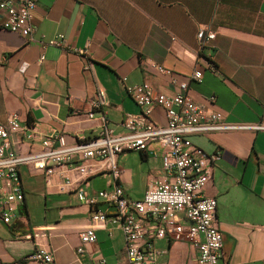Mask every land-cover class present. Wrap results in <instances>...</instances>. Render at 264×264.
I'll return each mask as SVG.
<instances>
[{
  "label": "crops",
  "instance_id": "1",
  "mask_svg": "<svg viewBox=\"0 0 264 264\" xmlns=\"http://www.w3.org/2000/svg\"><path fill=\"white\" fill-rule=\"evenodd\" d=\"M32 23V39L0 25V120L18 114L36 132L34 142L21 143L22 152L39 148L43 135H64L68 144L95 137L102 113L109 128L123 132L127 115L140 111L127 84L147 83L155 93L172 96L179 91L174 78L195 70L203 79L192 81L187 94L204 114L220 113L226 123L264 125V0H38ZM201 28L216 32L203 50L197 38ZM59 34L65 36L63 46L45 44ZM208 61L217 71L207 68ZM99 88L106 103L89 118ZM151 118L160 125L168 121L161 106ZM190 139L219 155L204 194L218 200L220 264H264V129L209 131ZM135 151L140 154L135 166L122 167L118 183L128 196L142 199L163 169L160 156ZM19 171L25 201L11 223L0 219V264H38L28 256L39 247L54 252L55 264H96L100 257L127 264L121 229L95 225L93 209L75 191H61L58 175L47 184L28 166ZM115 183L101 173L85 186L93 193ZM97 208L111 211L104 202ZM92 226L96 242H82L80 232ZM153 245L165 251L159 256L164 264L197 262L198 250L189 241L154 239Z\"/></svg>",
  "mask_w": 264,
  "mask_h": 264
},
{
  "label": "built area",
  "instance_id": "2",
  "mask_svg": "<svg viewBox=\"0 0 264 264\" xmlns=\"http://www.w3.org/2000/svg\"><path fill=\"white\" fill-rule=\"evenodd\" d=\"M37 1L0 0L1 27L32 39L33 11ZM215 37L216 32L207 28H201L197 33L202 50L211 46ZM45 44L63 46L65 36L59 34ZM207 68L217 71L212 61H208ZM159 70L165 72L162 67ZM174 79L178 80L179 91L172 96L155 93L147 83L127 84V92L140 111L127 115L123 121L124 131L115 132L109 128L102 113L100 132L73 144H68L61 134L43 135L39 148L30 147L22 152L21 143L34 142L36 132L30 125H23L18 114H12L6 122L0 120V219L6 224L11 223L25 201L19 171L25 165L32 172L42 174L47 184L58 175L62 179L61 191H75L79 200L93 209L91 220L95 225L121 229L127 264H164L159 256L165 251L154 247V239L189 241L198 250L196 264H220L223 236L218 226V200L204 194L219 155L208 154L196 146L190 136L209 131L264 129V125L226 123L220 113L204 114L202 106L187 94L192 81H202L201 70H195L186 78ZM122 80L126 82L127 78ZM105 103L106 93L99 88L97 98L91 102L89 118H94V111ZM155 106L166 110V125L151 118ZM17 135L21 136L20 140H16ZM128 150H150L161 158L163 177L149 183L142 199L128 196L123 185L118 183L122 174L119 154ZM101 173H109L116 183L112 188L88 192L87 180ZM100 202L107 204L111 211L97 208ZM80 238L84 243L96 242L95 227L82 230ZM28 258L38 264H55L54 252L44 247L36 248ZM96 264L108 262L100 257Z\"/></svg>",
  "mask_w": 264,
  "mask_h": 264
},
{
  "label": "rangeland",
  "instance_id": "3",
  "mask_svg": "<svg viewBox=\"0 0 264 264\" xmlns=\"http://www.w3.org/2000/svg\"><path fill=\"white\" fill-rule=\"evenodd\" d=\"M136 156H140L138 151L128 150L122 154L121 162L119 163L120 168H126L128 166H135ZM138 189H142L141 183L138 181ZM135 194V193H134Z\"/></svg>",
  "mask_w": 264,
  "mask_h": 264
}]
</instances>
